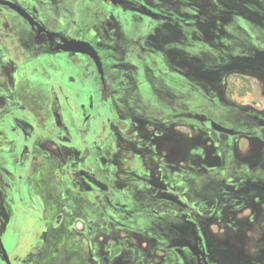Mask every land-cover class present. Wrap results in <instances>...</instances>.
I'll use <instances>...</instances> for the list:
<instances>
[{"label":"flooded vegetation","instance_id":"flooded-vegetation-1","mask_svg":"<svg viewBox=\"0 0 264 264\" xmlns=\"http://www.w3.org/2000/svg\"><path fill=\"white\" fill-rule=\"evenodd\" d=\"M5 1L26 16L0 5V264L18 263L11 257L16 246L28 251L27 264H48L49 253L73 263L69 257L74 252L62 257L59 248L78 246L82 240L101 245L97 264H162L159 253L165 251L174 255L172 264H227L210 249L203 227L214 220L203 209L215 200L227 210L242 204L240 211L252 219L256 243L249 250L254 260L248 255L228 264H264V45L241 56L225 52L229 24L257 19L250 9L255 0ZM131 15L140 18L136 24L142 28L136 26L128 48L117 47L114 58L105 37L122 39V31L131 27ZM64 39L90 44L101 71L90 57L59 50ZM53 57L68 58L69 68L76 72L56 75L64 98L54 92L47 103L35 98L29 104L16 93V86L28 78L24 72L36 61ZM237 57L262 65H246L229 74L216 63ZM180 60L189 66L181 68ZM150 61L156 64L146 68ZM145 71L153 73L156 84L172 79L177 99L179 93H193L229 111L221 121L183 107L166 111L163 118L139 117L136 111L149 102V93L155 94L144 80ZM232 74L236 77L231 85ZM226 83L225 90L219 88ZM181 102L184 106L185 100ZM129 103L135 108L130 110ZM110 105L118 110L106 109ZM182 125L191 146L188 140L180 144ZM151 137L170 142L168 155H156L146 147L155 144ZM199 139L207 143L198 144ZM239 144L242 152L253 150V156L241 157ZM143 151L153 153L157 167L166 171L165 179L158 181L132 168V157ZM187 156L189 165L183 161ZM44 157L48 168L41 171ZM22 167H27L28 179L21 186L16 172ZM207 173L218 177V192L203 201L191 200L188 187L196 176ZM17 196L24 213H42L45 229H29L28 235L32 230L37 238L29 246L30 237L18 233L15 224ZM219 218L229 226L236 224L229 214Z\"/></svg>","mask_w":264,"mask_h":264},{"label":"rangeland","instance_id":"rangeland-1","mask_svg":"<svg viewBox=\"0 0 264 264\" xmlns=\"http://www.w3.org/2000/svg\"><path fill=\"white\" fill-rule=\"evenodd\" d=\"M255 8H250L252 12L256 15L257 19L254 20L252 18L244 19L242 22L233 20L228 27V36L226 38V49L225 52L228 54H231L233 56H241L243 54H247L251 52L252 50H256L257 48H261L264 45V0H255L254 1ZM140 18L138 16L131 15L129 21H130V28L123 33V38H117L113 36H106L107 44L110 49L111 55L115 58L117 56V47L120 49L126 47L128 48V41L130 42L132 31L136 30V26H141L138 23V20ZM105 21V20H104ZM97 24H100L99 22ZM46 25L54 29L55 27L51 22H46ZM128 25V26H129ZM143 25V24H142ZM105 26H108V20L105 24ZM142 28V26H141ZM142 30V29H141ZM106 35V33H105ZM89 39V38H88ZM149 48V47H148ZM238 58V57H237ZM260 58H264L260 56ZM209 63H213L210 61H206ZM69 59L66 57H53V58H41L40 60L36 61L33 66L28 69V71L24 72L25 74L28 73V78L26 80H23V82L19 83L16 86V93L20 96V98H23L29 102V104L35 102L32 101L35 98H40L41 103H47L48 99L52 97L53 93H57V97L59 99H63L62 91L60 90V87L56 85V81L59 80V78L56 77V75H75V70L73 68H69ZM218 63L219 67L221 68H227L229 69L228 73H235L234 69H243L246 65H262L257 64L254 60L251 59H228V60H218L216 61ZM264 63V62H263ZM155 65V62L151 61L146 65V68L153 67ZM181 68H184L185 66H189L186 62H183L180 60ZM198 64V63H197ZM195 64V65H197ZM201 67H205L203 63H199ZM145 67V66H144ZM129 70L134 71L136 67L130 65ZM29 71L31 72V75L29 74ZM35 73V77L34 74ZM147 73V74H146ZM33 75V76H32ZM233 76L229 77V83L232 85L234 84V79L236 74H232ZM167 80L162 81L161 83L158 82L156 84L154 81V75L150 71H145V78L144 80H147L148 83L153 87V92L149 93V102L143 103L140 106V110L136 111V115L145 116L155 114V116H160L163 118L162 114H164L166 111L172 112L174 110L177 111L178 108L183 107L186 109H189L191 111H198L202 112L203 114H206L210 116L215 121H221L220 117L223 115H226L229 111V108H225L223 106H216L212 105V103L202 101L198 99L196 96H194L193 93L188 94V97H184L186 95H183L182 93H179V104L178 99L176 97V87L171 85L172 79L167 78ZM78 80V79H77ZM232 80V81H231ZM231 81V82H230ZM233 82V83H232ZM91 83V81H90ZM218 84V82H217ZM216 84V85H217ZM168 85V86H167ZM215 85V87H216ZM227 83L224 85L219 86V88L225 90ZM78 87L81 86V82L77 84ZM218 88V89H219ZM232 88H234L232 86ZM154 96H152V95ZM181 100H185L184 106H182ZM78 103L81 104V101ZM130 110L134 109L135 106L133 103H129ZM106 109H114L116 107V110H118V106H105ZM135 112V110H133ZM133 112H130L131 114ZM107 116V115H106ZM224 124V123H223ZM225 126H228L227 123H225ZM184 129V130H183ZM181 138H180V144H184L182 140H187L188 136V130L187 127L184 128L183 125L181 126ZM185 137V138H184ZM191 139H188L187 144L191 146ZM197 143L204 144L207 143L206 139H199L197 140ZM211 148L215 150V147L211 143H209ZM216 151H213L212 158H216ZM182 156V155H181ZM233 167V166H231ZM26 169L24 167L20 168L18 172H16V175L18 176L19 185H26V181L28 177H26ZM229 171V166L226 167L224 172ZM24 175V176H23ZM224 178L228 176V173H223L222 175ZM196 176V178L193 180V184L188 187V195L191 200L196 201H203L205 199H209L214 197L215 193L218 192L219 187V179L218 177H212L210 173L204 174V176L199 177ZM81 200V199H80ZM87 197H83L82 201L87 202ZM17 201H21L19 196L15 198V209L17 210V214L15 216V224L16 228L18 229V233H21L23 235H26L27 237H30V243L28 242V246L35 243L37 238L35 237V240L33 236L35 233H32V230L30 231L31 234L28 235L27 232H29V229L31 228H43V224L41 223L40 217H42V213H34L30 212L29 214L24 213L23 206L17 204ZM216 202L211 201V203H207L203 209V211H207V213L212 214L214 217V220L211 222H208L206 225H204V229L206 232V237L208 239V243L210 246V249L213 251V253H216L218 255V258L223 261H227L228 263H234L237 260L243 259V256H246L248 258V255L251 256L250 260H254L252 255L253 251L249 250V246H253L254 243L252 241L253 236L252 233V226L250 221L252 219L249 218L248 212L242 213L240 209L242 208V204H239V206H234L235 210L229 208L228 210L225 208L226 204H222V201ZM251 202V200L245 201V203ZM231 204V203H230ZM224 206V207H223ZM262 211H264V203H261ZM247 211H252L250 209H246ZM81 211V208H80ZM223 214H229L230 217H232L233 221L236 223L235 225H228L224 219H220L219 216ZM5 222V221H3ZM33 222V223H32ZM241 223L239 226L238 224ZM10 229V228H9ZM250 229V230H249ZM245 230V232H243ZM3 231V230H2ZM242 231V232H241ZM254 232V227H253ZM246 233V235H245ZM260 237V236H259ZM43 242H46V240H43ZM7 248L11 249L12 247V241L8 240L6 242ZM147 244V243H146ZM45 246V245H43ZM47 250L50 252L52 243L48 244ZM147 247V245H146ZM248 249L247 252L244 251H238L237 249ZM60 252H63L64 255H61L62 257H69L71 252H74L69 259H73V263L65 262L63 259H59L56 255L53 254V257L51 258V253L48 255L49 262L48 264H97V253L101 249V245L92 244L89 243L87 240H82L78 242V246L74 245H67L64 247L59 248ZM231 250V252H229ZM28 251H24L21 249L20 246H16L11 251V257L17 261V264H27L28 257H27ZM159 257H162L164 259V262L162 264H172L171 263V257L174 255H171V252H160ZM114 257V256H113ZM19 258V261L17 260ZM22 260V262H21ZM182 260V259H181ZM227 263V264H228ZM182 264V263H181ZM262 264V263H261Z\"/></svg>","mask_w":264,"mask_h":264},{"label":"crops","instance_id":"crops-1","mask_svg":"<svg viewBox=\"0 0 264 264\" xmlns=\"http://www.w3.org/2000/svg\"><path fill=\"white\" fill-rule=\"evenodd\" d=\"M30 125H31V123H30ZM31 126H33V125H31ZM34 132H35V128L30 131L31 134H33ZM151 139H152V137L150 138V140ZM152 140H155L154 141L155 144L147 143V145H146L147 148L152 149L153 150L152 152L154 154H156V155H160V156L168 155V153L170 151V148H171L170 142L165 144V141H164L163 137L153 138ZM187 140H185V141H187ZM252 146L254 147V145H252ZM208 147H211V146L209 145ZM237 150L239 151L238 154L241 157H251L254 154L253 150L252 151L251 150H247L248 152H246V153L242 152L243 149H242V146L240 144L238 145ZM152 152L151 151H143L142 154L137 155V156H133L132 159H131L132 168L136 169V170L141 169L145 174H148V175L154 177L156 180H158L159 177H160V180L162 181L163 179L166 178V171L164 170V168L157 167V165H156L157 162L155 161V157H154ZM172 154L170 156H172ZM191 155L192 154H190L189 156H191ZM45 156H47V155L45 154ZM189 156H187L183 160L185 162V165L186 164L187 165L190 164ZM46 158L47 157L41 158V161L43 162V165L40 162L41 165H42L41 166V171H42V169L44 171V169L48 168V164H46V162H47ZM179 159H180V156L177 155V160L179 161ZM47 180H50V179H47ZM160 180H158V181H160ZM173 180H176V179H173Z\"/></svg>","mask_w":264,"mask_h":264},{"label":"water","instance_id":"water-1","mask_svg":"<svg viewBox=\"0 0 264 264\" xmlns=\"http://www.w3.org/2000/svg\"><path fill=\"white\" fill-rule=\"evenodd\" d=\"M0 5H7L13 9H15L16 11H18L22 15L26 16L25 12L20 7L16 6L15 4H13L11 2H8L5 0H0ZM59 50L65 52V53H79V54L86 55V56L90 57L98 65L99 70L101 71L99 56H98L97 52L95 51V49L90 44L82 42V41L65 40L64 39V42L59 45ZM0 243H1V241H0ZM2 247H3V245H2ZM3 251H4V258L7 259V261H8L6 251L4 249H3Z\"/></svg>","mask_w":264,"mask_h":264}]
</instances>
